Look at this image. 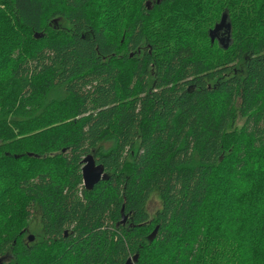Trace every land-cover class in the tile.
I'll return each instance as SVG.
<instances>
[{
    "label": "trees",
    "instance_id": "obj_1",
    "mask_svg": "<svg viewBox=\"0 0 264 264\" xmlns=\"http://www.w3.org/2000/svg\"><path fill=\"white\" fill-rule=\"evenodd\" d=\"M0 264H264V0H0Z\"/></svg>",
    "mask_w": 264,
    "mask_h": 264
},
{
    "label": "water",
    "instance_id": "obj_2",
    "mask_svg": "<svg viewBox=\"0 0 264 264\" xmlns=\"http://www.w3.org/2000/svg\"><path fill=\"white\" fill-rule=\"evenodd\" d=\"M162 0H157V4H160ZM148 9H152V4L150 2L147 3ZM224 30L225 33H227V37L224 38L225 40H230L231 38V24L228 22V16L226 14L223 15L221 22L216 25V27L210 31V38L212 42H215L219 38L220 32ZM224 33V34H225ZM36 37H40L36 35ZM223 39V40H224ZM225 48H228V45L225 46ZM83 174V182L86 189L91 190L93 189L97 184H99L102 180L106 179V176L104 174V168L102 166H99L96 164V161L92 156L87 157L84 160V166L82 169ZM126 222V216L123 215L122 223ZM158 232V228L155 229V231L150 235L149 240L152 242L156 238ZM34 235H29L28 240L30 242H33L35 240ZM131 261L129 260L128 263Z\"/></svg>",
    "mask_w": 264,
    "mask_h": 264
},
{
    "label": "rangeland",
    "instance_id": "obj_3",
    "mask_svg": "<svg viewBox=\"0 0 264 264\" xmlns=\"http://www.w3.org/2000/svg\"><path fill=\"white\" fill-rule=\"evenodd\" d=\"M53 26L54 27H58V26H62V27H66L67 24L61 20H58V19H55L54 22H53ZM224 39V37H223ZM242 121H239L238 122V127H240L242 125ZM160 200L158 197H153L151 199V201L149 202L148 204V212H149V215L152 217L155 212L160 208ZM28 233H27V237L29 235H34L35 237L36 236H40L41 235V231H42V228H41V222H39V219L37 217V215H35L30 221H29V224H28Z\"/></svg>",
    "mask_w": 264,
    "mask_h": 264
},
{
    "label": "flooded vegetation",
    "instance_id": "obj_4",
    "mask_svg": "<svg viewBox=\"0 0 264 264\" xmlns=\"http://www.w3.org/2000/svg\"><path fill=\"white\" fill-rule=\"evenodd\" d=\"M223 37H224V30L222 32H220L219 34V38L217 39V41H219L220 43H223Z\"/></svg>",
    "mask_w": 264,
    "mask_h": 264
}]
</instances>
